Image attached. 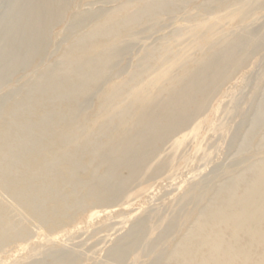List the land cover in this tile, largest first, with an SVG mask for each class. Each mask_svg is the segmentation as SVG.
<instances>
[{
    "label": "bare ground",
    "instance_id": "obj_1",
    "mask_svg": "<svg viewBox=\"0 0 264 264\" xmlns=\"http://www.w3.org/2000/svg\"><path fill=\"white\" fill-rule=\"evenodd\" d=\"M195 1L8 0L0 14V89L8 76L48 57L52 29L67 12L76 11L67 46L51 56L47 68H37L17 94L0 99V190L13 202L12 208L0 207V249L28 236L26 228L12 221V210L56 229L89 208L114 207L152 167V179L171 170L168 155L178 149L177 137L189 131L210 97L244 67L246 49L255 56L264 48V36L255 31L214 43L218 26L204 22L198 28L212 54L189 64L160 46L123 80L117 61L132 47L138 29L159 24ZM224 1L214 3L222 6ZM250 2L227 1L226 18H249ZM95 5L101 7L93 11ZM92 96L98 107L86 114ZM237 98L219 107L218 114L225 107L226 117L235 111ZM252 108L249 128L233 137L238 155L247 152L264 123V86ZM226 117L216 119L211 127L215 134L226 129ZM249 161L212 185L211 198L195 223L156 264H264V156ZM204 185L201 181L193 189ZM175 225L172 221L163 237ZM140 230L138 224L123 235L109 249V258L122 262Z\"/></svg>",
    "mask_w": 264,
    "mask_h": 264
},
{
    "label": "rangeland",
    "instance_id": "obj_2",
    "mask_svg": "<svg viewBox=\"0 0 264 264\" xmlns=\"http://www.w3.org/2000/svg\"><path fill=\"white\" fill-rule=\"evenodd\" d=\"M129 1L131 0H124V3ZM214 1L197 0L178 13L165 16L164 21L159 24L151 23L139 28L138 37L130 40L132 47L117 61V69L125 72L122 79L134 72L147 52L160 46L161 50L170 51L181 58L182 62L189 64L203 55L212 54L213 51L204 42V30L198 28L204 22L218 26L214 30V43L220 42L222 38L234 40L246 31H255L264 36V0H249L252 15L247 19L242 18V15L226 18L230 11L229 8L226 9V2L230 0H225L222 6ZM7 2L8 0H0V14ZM205 6L207 11L203 12ZM100 7L101 5H95L93 11ZM105 7L112 9L114 5ZM89 8L83 6L82 10ZM75 11L67 12L59 26L52 29L48 57L38 65L33 64L29 69L8 76L5 86L0 89V99L17 94L25 82L34 78L37 68H47L50 60L54 59L51 56L59 55L61 48L67 46L66 36ZM148 29L151 30L146 31ZM241 50H245V47ZM250 52L246 49L244 53L249 59L244 67L210 97L204 114L193 122L189 131L177 137L180 141L177 152H170L168 155L172 165L169 172L152 179V167L151 172L140 175L128 186L114 207L89 208L77 213L66 225L52 230L39 226L18 210H12V221L19 228H26L28 236L2 246L0 264H30L36 261H47V264H156L161 255L171 252L208 203L212 185L223 182L226 173L239 171L241 161L249 159L252 162L256 157L258 159L264 156V142L261 141L264 138V123L247 147L246 153L238 155L232 143L237 133H243L249 128L254 113L252 106L264 86V48H260L255 56L250 55ZM239 87L242 90L238 93ZM233 96L238 97L237 109L227 117L226 107L218 114L219 107L230 104ZM10 103L8 101L7 105ZM97 107L98 98L92 96L86 114H92ZM222 116L226 117L224 119L227 126L225 130L219 131L222 134L218 132L217 135L211 127ZM185 134L189 136H184ZM204 152L209 154L208 157H202ZM201 181L205 184V189H193ZM194 197L199 199L195 200ZM12 205L9 196L0 190V207L12 208ZM172 221L176 223L174 230L163 237ZM138 224L141 226L138 240L127 248L124 260L117 262L109 258V249Z\"/></svg>",
    "mask_w": 264,
    "mask_h": 264
}]
</instances>
